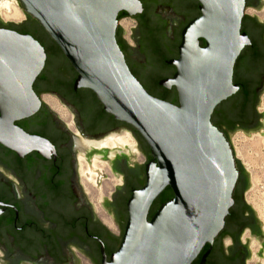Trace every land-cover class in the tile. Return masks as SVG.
<instances>
[{
  "label": "flooded vegetation",
  "instance_id": "flooded-vegetation-1",
  "mask_svg": "<svg viewBox=\"0 0 264 264\" xmlns=\"http://www.w3.org/2000/svg\"><path fill=\"white\" fill-rule=\"evenodd\" d=\"M139 2V13L119 14L118 44L131 73L149 95L179 105L178 91L169 85L177 73L173 62L180 58L184 30L202 15L200 3ZM16 3L26 19L11 25L0 21V29L31 35L47 54L45 68L33 86L42 107L22 124L27 133L49 141L55 153L50 159L38 152L21 158L0 144V264H104L123 243L134 193L147 186L148 167L154 161L151 148L132 126L106 113L91 90L75 88L78 74L61 48L37 20L25 14L18 0ZM263 11L264 0H245L240 33L249 43L234 65L237 91L212 116L213 125L220 127L229 142L233 133L257 130L264 117L260 111L264 93ZM123 22L129 27L128 37ZM200 45L205 47L206 42L201 39ZM119 139L131 144L100 146ZM101 163L107 165L111 183L106 184L97 203L87 172L94 170L98 186L99 179L105 181ZM236 169L239 178L234 205L225 226L212 247L205 246L193 264H200L209 249L206 264H250L251 241L260 240L262 234L246 197L249 176L237 159ZM166 193L167 188L151 205L149 221L174 197L165 200Z\"/></svg>",
  "mask_w": 264,
  "mask_h": 264
},
{
  "label": "water",
  "instance_id": "water-1",
  "mask_svg": "<svg viewBox=\"0 0 264 264\" xmlns=\"http://www.w3.org/2000/svg\"><path fill=\"white\" fill-rule=\"evenodd\" d=\"M18 1L74 67L75 88L91 90L106 113L146 140L154 157L147 186L130 201L123 243L104 264H193L206 245L212 247L234 205L239 178L234 133L229 142L212 116L237 91L234 65L249 43L240 33L245 0H197L202 15L183 32L180 58L173 62L177 73L169 83L178 91L179 105L149 95L118 44L119 14L139 13V0ZM46 61L44 47L31 35L0 29V144L21 158L38 152L50 159L55 153L49 141L17 125L42 107L33 86ZM261 129L264 117L257 130L245 134ZM168 187L174 197L149 221L151 205ZM255 214L262 234L257 256L264 258L263 222ZM209 254L210 249L200 264Z\"/></svg>",
  "mask_w": 264,
  "mask_h": 264
},
{
  "label": "rangeland",
  "instance_id": "rangeland-1",
  "mask_svg": "<svg viewBox=\"0 0 264 264\" xmlns=\"http://www.w3.org/2000/svg\"><path fill=\"white\" fill-rule=\"evenodd\" d=\"M4 1L6 0H3L0 3H3ZM25 19H26V16H24L22 20H25ZM22 20H19V21H9L8 20L7 21V20H4V18L0 14V21L4 24H8V25L17 24L21 22ZM122 28L126 32L125 36L128 37L129 31H130L129 27L127 28L124 23ZM44 97H48V96H44ZM260 105H261L260 111L261 113H264V93L261 97ZM65 114H67V112H65ZM260 132L264 133V129H261ZM260 132L259 131L253 132L251 133V136L249 137L244 132H237V133H234V135H232L231 140H232L233 147L236 148L235 156H237V159H239L241 163L244 166H246L245 169L250 175L251 187L249 188L246 197H247V201H248V198L252 200L253 205L249 201L248 203L252 206L253 210L257 213L258 219L261 222H263L261 229L264 232V136H262ZM99 168L102 169L104 172V175L101 176V173H100V176L104 178L105 181H102L101 179H99L100 183L98 186H96L97 183L88 184L90 189L94 192L96 196L95 200L97 203L100 202L102 198V193H104V189L107 187L106 184L111 183L110 181H108V178H111V176L108 173L106 174L108 170L107 165L105 163H101L99 165ZM251 243H252V246H251L252 255H251L250 264H258V263L264 264V258H259L257 256L262 246L259 244L257 239L252 240Z\"/></svg>",
  "mask_w": 264,
  "mask_h": 264
},
{
  "label": "bare ground",
  "instance_id": "bare-ground-1",
  "mask_svg": "<svg viewBox=\"0 0 264 264\" xmlns=\"http://www.w3.org/2000/svg\"><path fill=\"white\" fill-rule=\"evenodd\" d=\"M0 14L4 18V20H7V21L8 20L9 21H19V20H22L24 18V16H22V14L20 13V11L17 7V3L15 0H6L3 3H0ZM123 24H124V22H123ZM44 100L46 101L47 104H49L51 107H53L56 110V106L54 105V103L51 100H49L47 98ZM125 143L131 144V142L126 141L125 139H119L117 141L111 140V141L102 143V144H100V146H111V145L114 146V145L125 144ZM95 166L98 167L97 164ZM87 176L91 179L92 183L96 184L98 182V178H97V175L95 174L94 170H89L87 172ZM248 201L251 204L253 203L250 198H248Z\"/></svg>",
  "mask_w": 264,
  "mask_h": 264
},
{
  "label": "trees",
  "instance_id": "trees-1",
  "mask_svg": "<svg viewBox=\"0 0 264 264\" xmlns=\"http://www.w3.org/2000/svg\"><path fill=\"white\" fill-rule=\"evenodd\" d=\"M22 7H23V6H22ZM122 12H124V11H122ZM117 38H118V34H117ZM118 41H119V40H118ZM216 111H217V110H216ZM215 113H216V112H215ZM213 122H214V121H213ZM222 124L225 125V126H229V124L226 123L225 121H223ZM17 125L20 126V127H22L25 131H27V127L24 126V125L22 124V121L17 122ZM217 127L220 129L219 126H217ZM230 127H231V126H230ZM220 130H221V129H220ZM170 189H171L170 187L167 188V193L165 194V195H166V199H165V200H169V198H171V197L174 195ZM206 246H207V245H206Z\"/></svg>",
  "mask_w": 264,
  "mask_h": 264
}]
</instances>
